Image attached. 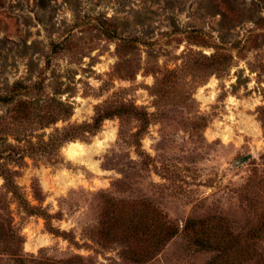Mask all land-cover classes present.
Segmentation results:
<instances>
[{
    "label": "rangeland",
    "instance_id": "374dc122",
    "mask_svg": "<svg viewBox=\"0 0 264 264\" xmlns=\"http://www.w3.org/2000/svg\"><path fill=\"white\" fill-rule=\"evenodd\" d=\"M17 80L70 105L54 126L112 116L19 198L0 176V264H204L190 220L264 264V0H0Z\"/></svg>",
    "mask_w": 264,
    "mask_h": 264
},
{
    "label": "trees",
    "instance_id": "16d2710c",
    "mask_svg": "<svg viewBox=\"0 0 264 264\" xmlns=\"http://www.w3.org/2000/svg\"><path fill=\"white\" fill-rule=\"evenodd\" d=\"M43 84L17 80L0 93V176L5 188L17 198L19 186L15 178L27 165V159L34 163L59 162V150L64 144L86 140L98 132L105 118L112 116L110 111L98 110L91 122L54 126L68 119L70 105L47 95ZM51 126L53 129L46 132L45 128ZM185 229L191 231L190 240L197 248L217 251L204 264H239L246 257V248L238 237L232 239L205 220H190ZM175 233L176 230L170 232ZM161 240H153V246L161 244Z\"/></svg>",
    "mask_w": 264,
    "mask_h": 264
},
{
    "label": "bare ground",
    "instance_id": "6f19581e",
    "mask_svg": "<svg viewBox=\"0 0 264 264\" xmlns=\"http://www.w3.org/2000/svg\"><path fill=\"white\" fill-rule=\"evenodd\" d=\"M71 144H75V143H71ZM77 144V143H76ZM72 146V145H71ZM77 147V146H76ZM86 151H87V149H86ZM91 151V150H90ZM87 155V154H86Z\"/></svg>",
    "mask_w": 264,
    "mask_h": 264
}]
</instances>
